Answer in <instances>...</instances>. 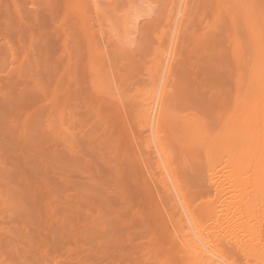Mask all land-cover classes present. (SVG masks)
I'll use <instances>...</instances> for the list:
<instances>
[{
	"label": "rangeland",
	"instance_id": "374dc122",
	"mask_svg": "<svg viewBox=\"0 0 264 264\" xmlns=\"http://www.w3.org/2000/svg\"><path fill=\"white\" fill-rule=\"evenodd\" d=\"M171 50V169L220 248H264V0H0V264H190L145 111Z\"/></svg>",
	"mask_w": 264,
	"mask_h": 264
},
{
	"label": "bare ground",
	"instance_id": "6f19581e",
	"mask_svg": "<svg viewBox=\"0 0 264 264\" xmlns=\"http://www.w3.org/2000/svg\"><path fill=\"white\" fill-rule=\"evenodd\" d=\"M180 15V14H179ZM175 18V17H174ZM176 19H177V16H176ZM175 21V20H174ZM248 22V21H247ZM249 23V22H248ZM178 24V23H177ZM248 27H249V25H247ZM253 27V26H252ZM254 28V27H253ZM251 29V28H250ZM257 29V28H256ZM255 29V30H256ZM249 30V29H248ZM252 30H254V29H252ZM254 30V31H255ZM258 30V29H257ZM253 32V31H252ZM251 32V33H252ZM261 32V31H260ZM253 35H254V33H253ZM261 37V36H260ZM254 38V37H253ZM258 39V38H257ZM256 39V42L258 41ZM255 40V39H254ZM253 40V41H254ZM256 42H254V43H256ZM260 43V42H259ZM254 46V45H253ZM254 49V48H253ZM258 49H262V48H258ZM172 54H173V51L171 50L170 52L169 51H165L164 53H162V56L161 57H164V58H162V59H164L163 60V63H164V66H165V70L166 71H164L163 73H164V78L162 79V81H161V83H162V85H160L161 86V88L158 90V92H157V95L156 96H152V98H150V103L149 104H147L148 105V108H147V110H145L146 111V114H147V124H148V126H151L152 125V129H153V136H154V141H155V145H156V149H157V151H158V153H159V155H160V159L162 160V165H160V163H158V160H157V164H158V170H159V175H160V177H161V183H159V184H161L162 185V183H163V185L167 188L166 189V193L168 194L169 193V195H171L173 198H174V200L175 201H173L174 202V204H175V207H176V209L175 210H177V211H175L176 212V215H178L177 217H179V220H178V222L177 223H179V224H176L175 226V228H177V227H179L180 228V233H181V235H180V237H182V239L183 240H181L183 243V249L184 250H186V252H187V254H188V256H189V258H188V261L190 262V264H237V262L236 261H234V260H236V258L235 259H233V257H235L236 255L235 254H240V255H243V256H241V257H244V258H246L247 257V262L248 261H252V259L253 260H255V259H259V260H261L262 259V261L261 262H264V248L261 246L262 245V243H258V244H261V245H259V246H261V247H259L258 245H256V243L255 242H253V237L252 238H248V240H247V238H246V241L245 242H242V243H239L238 241H240L241 240V238H245L244 236L242 237H240V239H237L236 237V240H237V242L235 243V249H236V253L234 252V246H232V250H227L226 248H225V246L223 247L224 249H222V248H220L219 246V242L217 241L218 239H215V237L213 236H209V235H212V234H210V232L207 230V228H208V226H206L205 225V223L206 222H203L199 217H198V215H199V213L197 214V211H194V207H191L192 205L189 203V201H188V199H187V197H186V194H184V190H183V186H182V184H179V181H178V179H177V177L178 176H175V175H177L176 174V172H175V174H174V170H172L171 169V164H169V157H167L168 155H167V153L166 152H164V150L162 149V145H161V143H159L160 141L158 140V137L156 136V130H155V128H156V125H158V123H159V116H160V111H162V106H161V104L163 103V100H162V93H164L163 92V90L165 89V83H166V78H167V76L165 77V75L168 73V68H170L169 66L171 65V62H172V60H173V57H172ZM164 55V56H163ZM174 55V54H173ZM262 55V54H261ZM264 59V58H263ZM262 60V59H261ZM165 61V62H164ZM236 62V61H235ZM263 62V61H262ZM257 63V62H256ZM263 63L261 64V68H264L263 66ZM259 67H260V65H259ZM258 67V68H259ZM163 68V67H162ZM256 68V67H255ZM264 70V69H263ZM169 71H170V69H169ZM172 72V71H171ZM161 73H162V71H161ZM252 76V75H251ZM253 76H255V75H253ZM257 78H259V79H261L260 78V76H256ZM162 78V77H161ZM254 79V78H253ZM240 80V79H239ZM235 81V80H234ZM257 81L259 82L260 80H258V79H256V83H257ZM262 81V80H261ZM261 81L259 82V84L261 83ZM160 82V81H159ZM159 84V83H158ZM247 84V83H246ZM256 85H258V84H256ZM262 86H264V84H262ZM262 86H259V89L260 90H262ZM237 88V87H236ZM240 89V88H239ZM263 89H264V87H263ZM157 91V90H156ZM169 91V90H168ZM153 92H155V90L153 91ZM257 92V91H256ZM262 92H264V91H262ZM156 93V92H155ZM237 93L241 96L242 95V93L241 92H238L237 91ZM241 93V94H240ZM261 93V92H260ZM154 94V93H153ZM235 94H236V92H235ZM237 95V94H236ZM260 95H264V94H260ZM239 96V97H240ZM243 96V95H242ZM164 98V97H163ZM166 99V98H165ZM239 99V98H238ZM162 102V103H161ZM235 103V102H234ZM236 104H237V102H236ZM146 106V105H145ZM234 107V106H233ZM252 108H254V107H252ZM237 109H239V108H237ZM240 109H242V108H240ZM232 110H234L233 108H232ZM244 110H246L245 108L244 109H242L241 111H243L244 112ZM253 110V109H252ZM247 111V110H246ZM249 111V110H248ZM251 112V111H250ZM205 113V112H204ZM234 113V112H233ZM198 115V114H197ZM249 115V114H248ZM144 116V115H143ZM239 116V118H238V120L240 121V120H242V118H240V115H238ZM245 118V117H244ZM244 118H243V120H244ZM255 118V120H256V117H254ZM264 118V117H263ZM260 120H262V118L260 119ZM254 121V120H253ZM243 122V121H242ZM241 122V123H242ZM255 122V121H254ZM186 123V122H185ZM232 123V122H231ZM246 123V122H245ZM238 124V123H237ZM243 124H244V122H243ZM242 124V125H243ZM188 125V124H187ZM192 125V124H191ZM246 126V125H245ZM259 126V125H258ZM264 126V125H263ZM203 127V126H202ZM240 127V126H239ZM261 127V126H260ZM249 128V127H248ZM154 130H155V132H154ZM211 130V129H210ZM262 130H263V127H262ZM199 131V130H198ZM197 132V131H196ZM201 132V131H200ZM242 132V131H241ZM246 132V131H245ZM256 132V131H255ZM258 132V131H257ZM199 133V132H198ZM243 133H244V131H243ZM242 133V137H243V134ZM252 133V132H251ZM193 134V133H192ZM201 134V133H200ZM230 134V133H229ZM241 134V133H240ZM240 134H238V137H240L241 135ZM248 134H249V132H248ZM247 134V135H248ZM253 134V133H252ZM263 134V133H262ZM234 135V134H233ZM240 135V136H239ZM264 135V134H263ZM199 136V135H198ZM197 136V137H198ZM251 136V135H250ZM222 137V136H221ZM248 137V136H247ZM157 138V139H156ZM199 138H200V136H199ZM202 138V137H201ZM204 138V137H203ZM234 138V137H233ZM244 138V137H243ZM246 138V137H245ZM237 138H236V136H235V139L234 140H236ZM239 140H240V138H238ZM237 139V140H238ZM257 139V138H256ZM219 140V139H218ZM243 139L241 138V141H242ZM245 140V139H244ZM242 141V142H245V141ZM255 140V139H254ZM258 140H259V138H258ZM200 141V140H199ZM220 141V140H219ZM241 141H239L240 143H241ZM251 141V140H250ZM153 142V141H152ZM198 142V141H197ZM222 142V141H221ZM255 142H257V140L255 141ZM213 143V142H212ZM215 143V142H214ZM223 143V142H222ZM237 143V142H236ZM219 145L220 143L218 142L217 143V141H216V143H215V145ZM247 144V143H246ZM245 143H243V145L244 146H246L247 147V145H246ZM225 145V144H224ZM238 145H241V144H238ZM250 145V144H249ZM248 145V146H249ZM252 145H253V143H252ZM252 145L251 146H249L251 149H252ZM257 145H259V144H257ZM260 145H262V144H260ZM226 146V145H225ZM153 146H151V148H152ZM166 147V146H165ZM182 147V146H181ZM214 147V146H213ZM216 147V146H215ZM214 147V148H215ZM221 147V146H220ZM242 147V146H241ZM249 147H247V148H249ZM254 147V146H253ZM224 148V147H223ZM226 148V147H225ZM245 148V147H244ZM244 148H243V150H244ZM208 149V148H207ZM254 149V148H253ZM224 150V149H223ZM247 149L245 150V155H250V153H252L251 155H253V152H252V150H249V152L247 151ZM243 152V151H242ZM257 152V151H256ZM262 152V151H261ZM185 153V152H184ZM196 153V152H195ZM247 153V154H246ZM249 153V154H248ZM171 155V154H170ZM169 155V156H170ZM185 155H186V153H185ZM184 156V155H183ZM197 156V155H196ZM201 156H203V155H199V157H201ZM239 156V155H238ZM185 157V156H184ZM183 157V158H184ZM198 157V156H197ZM198 157V158H199ZM229 157V156H228ZM195 158V157H194ZM194 158H193V160H194ZM171 159V158H170ZM182 159V158H181ZM181 159H180V161H181ZM187 159H189V158H187ZM191 159V158H190ZM183 160V159H182ZM192 160V159H191ZM195 161V160H194ZM199 161V160H198ZM200 162V161H199ZM249 162V161H248ZM181 163H182V161H181ZM180 163V164H181ZM196 163H198V162H196ZM212 163V162H211ZM193 164V163H192ZM188 165V164H187ZM189 165H190V162H189ZM199 165V164H198ZM209 165V164H208ZM207 165V166H208ZM253 165V164H252ZM162 166H163V168H162ZM197 166V165H196ZM251 166V165H250ZM254 166V165H253ZM180 167V166H179ZM188 167V166H187ZM195 167V166H194ZM176 168V167H175ZM191 168V167H190ZM244 168V167H243ZM254 168V167H253ZM253 168H252V170H253ZM255 168H256V166H255ZM186 169V168H185ZM188 169V168H187ZM248 169V168H247ZM258 169V168H257ZM194 170H196V168H194L193 169V171ZM207 170V169H206ZM251 170V171H252ZM187 171V170H186ZM185 171V172H186ZM191 171V170H190ZM190 171H189V173H190ZM202 171V170H201ZM192 172V171H191ZM197 172V171H196ZM196 172L195 173H193V174H196ZM204 172H205V170H204ZM204 172H202V173H204ZM257 172V171H256ZM189 173H188V175H189ZM201 173V174H202ZM206 173H207V171H206ZM233 173V172H232ZM240 173V172H239ZM254 173H255V171H254ZM258 173H260V171H258ZM192 174V173H191ZM198 174V173H197ZM234 174H236L235 172H234ZM245 174V173H244ZM207 175H209V173L207 174ZM211 175V174H210ZM220 175V174H219ZM219 175L218 174H214V175H212L211 176V179L212 180H214L213 182H211V180H210V182L213 184V186L215 187V189H214V192H213V190H212V185L210 184V186H211V191L213 192V193H215V190H216V197L214 196H211L212 198H217V200H220V197L221 198H223L224 196L223 195H227L226 193H228L227 191H226V193H224L225 192V187H224V190H223V186H225V185H223L222 184V178H221V181H220V177H219ZM237 175H239V174H236L235 175V177H234V181L236 182V180H238L236 177H237ZM252 175H254V174H252ZM251 175V176H252ZM255 175H258L257 173L255 174ZM262 175V174H261ZM217 176H218V178H217ZM259 176V175H258ZM258 176H257V178H258ZM190 177V179H191V176H189ZM205 177V178H204ZM227 177V176H226ZM244 177V176H243ZM253 177V176H252ZM256 177V176H255ZM262 177V176H261ZM158 178V177H157ZM194 179H192V181H193V183H194V185H196L197 187H199V189H200V187H204L205 186V180L207 179V177L206 176H194L193 177ZM217 178V179H216ZM216 179V180H215ZM241 179V178H240ZM239 179V180H240ZM246 179V178H245ZM258 179H260V178H258ZM258 179L256 180V183H255V181H254V184H255V186L253 187V188H255L256 189V191L257 192H260L261 194H262V192L260 191V188H263V182L261 181L260 182V180L258 181ZM247 182H249V179H248V177H247ZM254 180V179H253ZM245 181V180H244ZM258 181V182H257ZM158 182V181H157ZM187 181H186V179H185V183H186ZM207 184L209 185V180H207ZM221 182V183H220ZM246 182V183H247ZM224 183V182H223ZM237 183V182H236ZM238 183H239V181H238ZM186 184H188V182L186 183ZM192 184V183H191ZM206 184V185H207ZM253 184V183H252ZM160 185V186H161ZM193 185V184H192ZM223 185V186H222ZM250 185V184H249ZM248 185V186H249ZM210 186L209 187H207L208 188V195H209V189H210ZM242 186H243V184H242ZM247 186V187H248ZM251 186H253V185H251ZM261 186V187H260ZM260 187V188H259ZM193 188H195V187H193ZM249 188H251V187H249ZM164 189V188H163ZM197 189V188H196ZM203 189V188H202ZM224 191H222V190ZM227 189V188H226ZM231 189V188H230ZM229 189V190H230ZM255 189H252V190H255ZM201 190V189H200ZM205 190H207V189H205ZM204 190V191H205ZM228 190V189H227ZM228 190V191H229ZM251 190V191H252ZM168 191V192H167ZM235 191V190H234ZM243 191V190H242ZM174 192H175V194H174ZM207 192V191H206ZM212 192H210L211 194H213ZM221 193V194H220ZM222 193H224V194H222ZM232 193V192H231ZM260 193H259V195H260ZM229 194H230V192H229ZM256 194H258V193H256ZM206 195V194H205ZM221 195V196H220ZM263 195V194H262ZM176 196H177V198H176ZM253 196H257V195H253ZM204 197H206V196H204ZM210 197V195L208 196V198ZM227 197V196H226ZM247 197V196H246ZM245 197V198H246ZM258 197V196H257ZM256 197V198H257ZM251 198V197H250ZM253 198V197H252ZM251 198V199H252ZM229 199V198H228ZM261 199V198H260ZM210 200V199H209ZM211 200H213V199H211ZM243 200V199H242ZM253 200V199H252ZM262 200V199H261ZM264 200V199H263ZM263 200H262V202L260 201L259 203H263ZM216 201V200H215ZM222 201H223V199H222ZM224 201H225V197H224ZM229 201V200H228ZM231 201V200H230ZM232 201H234V200H232ZM237 201V200H236ZM248 201H250V200H248ZM256 201H257V199H256ZM234 203L235 202H233V204H232V202H231V204H229V206L231 207L232 205L234 206ZM238 203V202H237ZM236 203V204H237ZM244 204V203H243ZM247 204V203H246ZM173 205V204H172ZM224 205V204H223ZM226 205V204H225ZM227 205H228V203H227ZM240 205V204H239ZM253 205H254V203H253ZM257 205V204H256ZM229 206H228V208L227 209H229ZM233 206L231 207V210H233ZM240 206H242V204L240 205ZM237 207H238V204H237ZM249 207V206H248ZM246 208V207H245ZM253 208V207H252ZM236 209V208H235ZM230 210V211H231ZM239 210V211H238ZM242 210V209H241ZM241 210L238 208L237 209V211L236 210H234V214L233 215H235V212H241ZM249 210H250V208L248 209V211H246V212H249ZM172 212H174V210L172 211ZM224 212V211H223ZM233 212V211H232ZM242 212H244V211H242ZM242 212H241V215H242ZM171 213V212H170ZM175 214V213H174ZM237 214V213H236ZM175 215V216H176ZM239 215V214H238ZM241 215H239V216H241ZM249 215V214H248ZM224 217V216H223ZM222 217V218H223ZM221 218V217H220ZM252 218V217H251ZM173 219V218H172ZM176 219H178V218H176ZM176 219L175 220H173V222L174 221H176ZM237 219V218H236ZM205 220V219H204ZM238 220V219H237ZM220 221H222V222H224L223 220H220ZM228 221V220H227ZM235 221V220H234ZM228 222H230V219H229V221ZM232 222V221H231ZM233 223V222H232ZM244 223V222H243ZM250 223V222H249ZM249 223L247 224L246 223V225L247 226H249ZM175 224V223H174ZM233 224H235V222L233 223ZM178 225H180V226H178ZM222 225V224H221ZM224 225V224H223ZM226 225V224H225ZM227 225H229L228 223H227ZM237 225V224H236ZM242 225V224H241ZM241 225L240 226H238V227H240L241 228ZM253 225H250V227H252ZM256 226V225H255ZM255 226H254V228H255ZM228 227V229L229 228H233V229H235L231 224L229 225V226H227ZM227 227H225V230H226V228ZM244 227V225H242V228ZM239 228V229H240ZM241 228V229H242ZM253 228V227H252ZM252 228H249V231H251L252 230ZM220 230V229H219ZM245 230H246V232H245ZM245 230H243L244 231V233L246 234L247 233V235H250L249 233H248V229H246L245 228ZM254 230V229H253ZM207 231H208V234H207ZM221 231V230H220ZM223 231V230H222ZM233 231V230H232ZM238 231V230H237ZM177 232H179V230L177 231ZM225 232V231H224ZM230 232V231H229ZM255 232H256V230H255ZM255 232L254 233H252L253 234V236H255ZM216 231H215V236H216V238H217V235H216ZM233 233V232H232ZM238 233H240V232H238ZM241 234V235H245V234ZM258 234V233H257ZM257 234H256V236L255 237H257ZM223 235V234H222ZM226 237L227 236H229V235H225ZM252 236V235H251ZM220 237V234L218 233V238ZM225 237V238H226ZM247 237H250V236H247ZM213 238V239H212ZM225 238H224V241H225ZM215 239V240H214ZM222 239V237L220 238V240ZM230 239V238H229ZM228 239V240H229ZM232 239V238H231ZM230 239V240H231ZM234 239V238H233ZM232 239V240H233ZM230 240L228 241V242H230ZM232 240H231V242H232ZM235 240V241H236ZM256 240V239H255ZM214 241L216 242L217 241V243L215 244L214 243ZM234 241V240H233ZM242 241V240H241ZM244 241V240H243ZM234 243V242H233ZM255 243V244H254ZM218 244V245H217ZM231 244V243H230ZM232 245H234V244H232ZM231 247V246H230ZM242 253H240L238 250ZM228 252H231L233 255H231V253H228ZM186 254V253H185ZM248 258L250 259V260H248ZM261 262H260V264H261ZM257 263H259V262H257ZM264 264V263H263Z\"/></svg>",
	"mask_w": 264,
	"mask_h": 264
}]
</instances>
